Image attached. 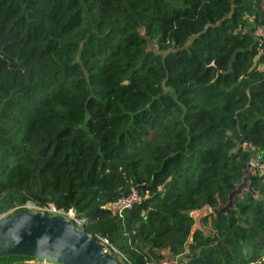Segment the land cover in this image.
<instances>
[{
    "label": "trees",
    "instance_id": "16d2710c",
    "mask_svg": "<svg viewBox=\"0 0 264 264\" xmlns=\"http://www.w3.org/2000/svg\"><path fill=\"white\" fill-rule=\"evenodd\" d=\"M264 0H0V213L51 202L134 264H264ZM144 195L123 213L107 205ZM24 211L20 209L18 212ZM190 238L189 243H187ZM153 264V263H151Z\"/></svg>",
    "mask_w": 264,
    "mask_h": 264
},
{
    "label": "water",
    "instance_id": "95a60500",
    "mask_svg": "<svg viewBox=\"0 0 264 264\" xmlns=\"http://www.w3.org/2000/svg\"><path fill=\"white\" fill-rule=\"evenodd\" d=\"M246 163L240 182L228 192L224 203L202 207L193 216L192 231L200 228L206 214L233 209V197L242 190L252 192ZM21 256L49 260L58 264H117L95 239L68 219L57 215L20 211L0 218V257Z\"/></svg>",
    "mask_w": 264,
    "mask_h": 264
},
{
    "label": "built area",
    "instance_id": "2783aa9c",
    "mask_svg": "<svg viewBox=\"0 0 264 264\" xmlns=\"http://www.w3.org/2000/svg\"><path fill=\"white\" fill-rule=\"evenodd\" d=\"M250 34L254 40V48L256 56H264V27L262 25H255L250 28ZM264 65V62H263ZM240 148L243 151L252 152V157L249 159L250 172L260 178L261 182L264 183V160L258 155L255 147L247 142H242ZM144 195L136 189H130L125 195H121L116 199L112 200L108 205V211L110 215L116 218H122L123 213L127 210L132 209L135 205L140 203ZM34 210L40 212H47L52 215L60 216L64 219H68L74 223L78 228L83 223V218H79L74 215L72 210H63L62 208L56 207L54 204L45 205H33ZM210 208V207H208ZM197 211L189 212L188 214L193 216ZM90 235V234H89ZM92 236V235H90ZM101 249L112 256L117 264H134L128 258V256L114 246L106 237L102 235L92 236ZM190 238H188L187 243H189ZM160 259L154 261L151 256L149 260H144L142 264H186L190 258V252L188 250L187 244L184 246L183 250L176 254L169 253L166 249L159 250ZM10 264H58L49 260L33 257H24L20 262L10 263Z\"/></svg>",
    "mask_w": 264,
    "mask_h": 264
},
{
    "label": "rangeland",
    "instance_id": "374dc122",
    "mask_svg": "<svg viewBox=\"0 0 264 264\" xmlns=\"http://www.w3.org/2000/svg\"><path fill=\"white\" fill-rule=\"evenodd\" d=\"M247 30V29H246ZM264 67V66H263ZM259 154H257L258 156ZM249 162V161H248ZM247 162V163H248ZM251 171V170H250ZM52 204L51 202H46L44 204H38V203H35L34 201H32L31 199H26L24 200L23 202H15L13 203L12 206L6 208L4 211H2L0 213V218L4 217V216H7V215H10V214H13V213H16L18 212L20 209H24V211H29V212H40V211H37V210H34L32 207L33 205H45V204ZM40 213H47V212H40ZM49 214V213H47ZM201 220V218H200ZM207 219H206V222L203 221L202 225L205 226L202 228V230H204L205 232H207ZM200 225H201V222H200ZM201 228V227H200ZM97 234V235H100L98 233H94V235ZM24 259V257H21V256H3V257H0V264H10V263H15V262H20Z\"/></svg>",
    "mask_w": 264,
    "mask_h": 264
},
{
    "label": "crops",
    "instance_id": "0c3cea01",
    "mask_svg": "<svg viewBox=\"0 0 264 264\" xmlns=\"http://www.w3.org/2000/svg\"><path fill=\"white\" fill-rule=\"evenodd\" d=\"M252 24H253V23H252L251 18L246 19V21H245V25H244L245 30H246L247 28L249 29V28L252 26ZM206 219H207V218H206ZM207 221H208V219H207ZM207 223H209V221H208ZM200 227H201V230H202V228L205 227V226H203L202 223H201ZM207 227H208V224H207ZM208 228H209V227H208ZM208 228H207V229H208ZM203 231H204V230H203Z\"/></svg>",
    "mask_w": 264,
    "mask_h": 264
}]
</instances>
